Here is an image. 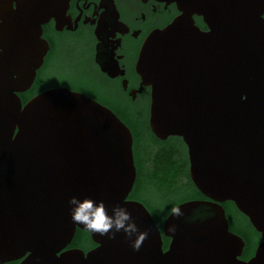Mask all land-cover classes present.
<instances>
[{"label": "water", "instance_id": "obj_1", "mask_svg": "<svg viewBox=\"0 0 264 264\" xmlns=\"http://www.w3.org/2000/svg\"><path fill=\"white\" fill-rule=\"evenodd\" d=\"M64 1L0 0V264H264V0H180L183 16L140 49L136 71L152 89L149 128L161 141L181 138L189 178L205 198L179 204L184 216L170 213L161 230L143 204L127 200L133 139L110 109L67 88L24 105L18 96L47 51L41 24L60 20ZM189 9L204 16L208 33ZM73 196L102 200L109 215L126 207L149 238L133 251L122 233L110 240L86 231L71 220ZM225 202L260 234L247 261ZM76 229L97 247L62 252ZM162 237L170 239L165 251Z\"/></svg>", "mask_w": 264, "mask_h": 264}, {"label": "flooded vegetation", "instance_id": "obj_2", "mask_svg": "<svg viewBox=\"0 0 264 264\" xmlns=\"http://www.w3.org/2000/svg\"><path fill=\"white\" fill-rule=\"evenodd\" d=\"M179 1L65 0L60 20L46 16L41 24V40L47 44V51L31 88L39 84L38 94L52 88H67L84 94L110 109L131 135V124L125 122L124 115H128L133 125L137 126L135 115L142 111L149 128L152 89L142 85L136 62L150 34L166 28L183 16ZM186 16H191L201 33L210 31L202 14L189 9ZM258 18L264 19V12ZM100 55L107 56L111 72L104 69V57ZM59 72L66 76L56 78L55 74ZM149 132L153 135L150 128ZM185 151L187 154L186 147ZM87 234L89 241L83 240L84 243L75 246V231L62 252L76 249L87 253L95 249L97 245ZM11 263L18 264L19 261Z\"/></svg>", "mask_w": 264, "mask_h": 264}, {"label": "trees", "instance_id": "obj_3", "mask_svg": "<svg viewBox=\"0 0 264 264\" xmlns=\"http://www.w3.org/2000/svg\"><path fill=\"white\" fill-rule=\"evenodd\" d=\"M39 91V84H36L30 91L19 94L22 104L24 105ZM135 118V124L138 122L137 126L133 125L128 115H124L125 122L131 124L132 151L136 168L135 183L128 198L143 203L161 230L173 207L186 201L205 200V198L189 178L188 158L181 138L169 137L170 139L165 142L158 140L150 134L144 120V112L138 111ZM222 207L228 220L229 231L244 241L241 259L249 260L261 242L260 234L232 202H225ZM76 234L73 241L75 246L84 243L83 240L89 241L87 232L77 229ZM162 240L165 251L170 239L162 237Z\"/></svg>", "mask_w": 264, "mask_h": 264}, {"label": "clouds", "instance_id": "obj_4", "mask_svg": "<svg viewBox=\"0 0 264 264\" xmlns=\"http://www.w3.org/2000/svg\"><path fill=\"white\" fill-rule=\"evenodd\" d=\"M67 204L73 223L81 224L86 231L107 236L110 240L116 239L117 234L122 233L127 240L131 241L133 251H139L143 242L149 238V231H140L126 207L114 206L109 215L102 200L94 201L90 198L80 200L73 196L68 199ZM171 214L177 219L184 216L178 206L171 209ZM168 231L174 235L176 225H170Z\"/></svg>", "mask_w": 264, "mask_h": 264}, {"label": "rangeland", "instance_id": "obj_5", "mask_svg": "<svg viewBox=\"0 0 264 264\" xmlns=\"http://www.w3.org/2000/svg\"><path fill=\"white\" fill-rule=\"evenodd\" d=\"M57 76H59V78H60V77H65L66 75H65V74H61V73L59 72V73H56V74H55V77H56V78H58Z\"/></svg>", "mask_w": 264, "mask_h": 264}, {"label": "bare ground", "instance_id": "obj_6", "mask_svg": "<svg viewBox=\"0 0 264 264\" xmlns=\"http://www.w3.org/2000/svg\"><path fill=\"white\" fill-rule=\"evenodd\" d=\"M14 12V11H13ZM264 21V20H263Z\"/></svg>", "mask_w": 264, "mask_h": 264}]
</instances>
